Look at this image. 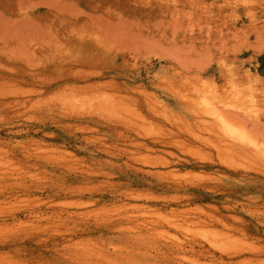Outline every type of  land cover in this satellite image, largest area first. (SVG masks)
Returning a JSON list of instances; mask_svg holds the SVG:
<instances>
[{
    "label": "rangeland",
    "instance_id": "rangeland-1",
    "mask_svg": "<svg viewBox=\"0 0 264 264\" xmlns=\"http://www.w3.org/2000/svg\"><path fill=\"white\" fill-rule=\"evenodd\" d=\"M0 264H264V0H0Z\"/></svg>",
    "mask_w": 264,
    "mask_h": 264
},
{
    "label": "bare ground",
    "instance_id": "bare-ground-1",
    "mask_svg": "<svg viewBox=\"0 0 264 264\" xmlns=\"http://www.w3.org/2000/svg\"><path fill=\"white\" fill-rule=\"evenodd\" d=\"M8 17V16H7ZM7 17L5 16V18L7 19ZM5 19V20H6ZM7 21L9 22V20L7 19ZM6 21V22H7ZM11 23H15L14 21H11ZM17 23V22H16ZM158 24H160V23H158ZM8 25V24H7ZM12 25H14V24H12ZM155 25H156V23L154 24V28L156 29L157 27H155ZM9 26V25H8ZM17 26H18V24H17ZM158 26V25H157ZM159 27V26H158ZM14 29V28H13ZM15 29H16V27H15ZM8 30V29H7ZM17 30H20V29H18L17 28ZM156 30H158V29H156ZM10 31H11V29H10ZM14 32V31H13ZM258 32V31H257ZM10 33V32H9ZM17 33V32H16ZM172 33V32H171ZM174 33V32H173ZM257 34V33H256ZM11 35H12V33H11ZM19 35V34H18ZM18 35L17 36H14V37H18ZM172 35V34H171ZM10 37V36H9ZM13 37V38H14ZM11 38V37H10ZM9 38V39H10ZM7 39V38H6ZM17 39V38H16ZM14 41H16V40H14ZM13 41V42H14ZM11 43V42H10ZM15 45V44H14ZM12 46V45H11ZM19 46H21V45H19ZM14 47V46H13ZM17 47H18V45H17ZM11 48V47H10ZM18 49V48H17ZM16 50V49H15ZM9 54L10 53H12V52H8ZM7 53V54H8ZM14 53H17V52H14ZM8 54V55H9ZM21 55V54H20ZM13 56V55H12ZM18 56V55H17ZM15 58H17V57H15ZM19 58V57H18ZM14 59V58H13ZM218 115H220V116H218L217 117V115H216V113H215V115H214V123L215 124H223L222 126H225V123H227V122H229V121H227L226 122V117H224L223 115H221L220 113H218ZM228 117H230V116H228ZM252 120H254V118L252 119ZM256 120V119H255ZM250 122V121H249ZM253 122V121H252ZM258 122V121H257ZM231 123H237V122H232L231 121ZM238 123H240V122H238ZM237 123V124H238ZM244 124V123H243ZM241 125V123H240V125L242 126V128H243V126H245V125ZM251 124V123H250ZM216 126V125H215ZM239 126V125H238ZM254 126V125H253ZM216 127H218V125L216 126ZM262 127V126H261ZM219 128V127H218ZM263 128V127H262ZM248 129V128H247ZM243 130H244V128H243ZM246 130V129H245ZM249 130V129H248ZM252 130V129H251ZM256 130V129H255ZM244 132V131H243ZM247 132V131H246ZM255 132H257V131H255ZM252 134V133H254V132H249L248 134ZM243 133H240L239 135H242ZM235 135H237L236 133H235ZM255 135V134H254ZM241 138H243L244 139V143L246 144V145H248V146H254L255 145V142H254V137L253 136H250V135H248V136H246V134H244V135H242V136H240ZM224 166V165H223ZM229 167V166H228ZM231 168V167H230ZM232 168H234V169H231L230 171H232L233 173H236L237 172V170L235 169L236 167H232ZM14 245H10V246H8L7 248H8V251H9V249H11V247H13ZM17 247V246H16ZM2 248V247H1ZM5 248V247H4ZM6 248V249H7ZM13 250H16V248L14 247V248H12ZM2 251V250H1ZM6 252H7V250H5Z\"/></svg>",
    "mask_w": 264,
    "mask_h": 264
}]
</instances>
